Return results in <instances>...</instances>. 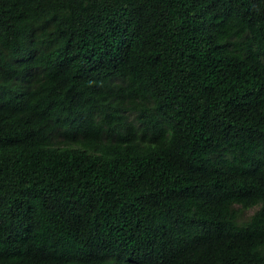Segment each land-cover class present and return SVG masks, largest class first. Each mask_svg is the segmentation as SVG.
<instances>
[{"label":"trees","instance_id":"trees-1","mask_svg":"<svg viewBox=\"0 0 264 264\" xmlns=\"http://www.w3.org/2000/svg\"><path fill=\"white\" fill-rule=\"evenodd\" d=\"M0 264H264V0H0Z\"/></svg>","mask_w":264,"mask_h":264},{"label":"rangeland","instance_id":"rangeland-1","mask_svg":"<svg viewBox=\"0 0 264 264\" xmlns=\"http://www.w3.org/2000/svg\"><path fill=\"white\" fill-rule=\"evenodd\" d=\"M254 210H255L254 208L243 210V211L240 213L241 218H246V217H247L249 214H251Z\"/></svg>","mask_w":264,"mask_h":264}]
</instances>
